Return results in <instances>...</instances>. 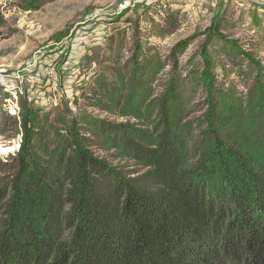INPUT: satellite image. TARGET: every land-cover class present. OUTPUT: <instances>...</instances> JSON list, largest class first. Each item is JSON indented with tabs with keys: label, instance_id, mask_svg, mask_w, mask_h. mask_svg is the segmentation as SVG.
<instances>
[{
	"label": "trees",
	"instance_id": "16d2710c",
	"mask_svg": "<svg viewBox=\"0 0 264 264\" xmlns=\"http://www.w3.org/2000/svg\"><path fill=\"white\" fill-rule=\"evenodd\" d=\"M202 35L198 69L180 66L196 35L163 59L136 34L98 75L89 106L124 121L27 99L18 119L0 91V136L22 137L0 158V264H264V65L220 22ZM217 44L245 92L218 80Z\"/></svg>",
	"mask_w": 264,
	"mask_h": 264
},
{
	"label": "rangeland",
	"instance_id": "374dc122",
	"mask_svg": "<svg viewBox=\"0 0 264 264\" xmlns=\"http://www.w3.org/2000/svg\"><path fill=\"white\" fill-rule=\"evenodd\" d=\"M124 1L46 0L38 10H27L30 0H0V71L22 69L28 64L55 65L62 75L63 88L57 95V106L50 111L52 117L68 107L72 115L81 109L118 122L124 118L89 106L97 103L89 100L93 97L90 88L96 87L92 83L99 74L124 67L133 53L136 34L146 49L163 59L177 42L196 35L180 56V66L187 73L201 65L198 51L205 40L202 34L220 22L229 39L237 40L245 52L253 53L264 65V0H132L134 6L119 12L118 4ZM219 46L211 47L218 80L245 92L241 59L233 61L218 50ZM168 70L157 85L163 84ZM33 93L31 89L20 98V108L26 99L41 108L40 95ZM9 135L0 136V145L7 148L0 153L2 160L20 148L21 135ZM97 154L108 155L103 151ZM133 163L112 162L119 169H134Z\"/></svg>",
	"mask_w": 264,
	"mask_h": 264
},
{
	"label": "built area",
	"instance_id": "2783aa9c",
	"mask_svg": "<svg viewBox=\"0 0 264 264\" xmlns=\"http://www.w3.org/2000/svg\"><path fill=\"white\" fill-rule=\"evenodd\" d=\"M133 4L132 0L121 2L118 10L122 12ZM103 40L106 41V38ZM62 88V75L55 65L36 67L28 64L22 69L0 71V91L5 95V110L18 119L21 113L20 98L26 92L34 89L33 94L40 95L41 108L50 112L57 106V95H60Z\"/></svg>",
	"mask_w": 264,
	"mask_h": 264
},
{
	"label": "bare ground",
	"instance_id": "6f19581e",
	"mask_svg": "<svg viewBox=\"0 0 264 264\" xmlns=\"http://www.w3.org/2000/svg\"><path fill=\"white\" fill-rule=\"evenodd\" d=\"M7 150V148H4L0 145V153H4Z\"/></svg>",
	"mask_w": 264,
	"mask_h": 264
}]
</instances>
